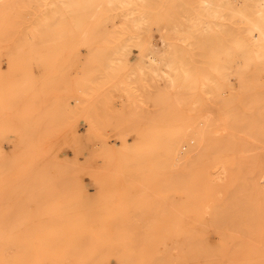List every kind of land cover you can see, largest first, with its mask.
<instances>
[{"label": "rangeland", "instance_id": "1", "mask_svg": "<svg viewBox=\"0 0 264 264\" xmlns=\"http://www.w3.org/2000/svg\"><path fill=\"white\" fill-rule=\"evenodd\" d=\"M211 1L0 0V264H264V56Z\"/></svg>", "mask_w": 264, "mask_h": 264}, {"label": "bare ground", "instance_id": "2", "mask_svg": "<svg viewBox=\"0 0 264 264\" xmlns=\"http://www.w3.org/2000/svg\"><path fill=\"white\" fill-rule=\"evenodd\" d=\"M122 4L125 5V3L128 2V0H119ZM222 1V0H221ZM252 2V5L254 7L252 13L254 12V15L253 17H248V18H245L249 20V22L251 23L247 28H246V33H247V37L242 40L241 37H239V40H238V45H239V48L241 46H246L247 48L245 49L247 51V49H249L248 51H250L251 53L254 54V57H262L264 56V0H242L241 2ZM206 2L208 3L207 7L209 8L206 12V14H208L206 16V18H203L201 19V23L204 24V27L205 30L207 29V31L209 29H212V25L215 23H213L211 20L213 19L214 17V14L215 12L211 9H213L212 7V2L211 0H206ZM247 2V3H248ZM214 3V2H213ZM52 4V3H51ZM56 4V3H55ZM215 5V4H214ZM244 5V3H243ZM69 6V5H68ZM217 6V5H216ZM219 6V5H218ZM244 7V6H243ZM129 8V7H128ZM239 8V6H238ZM240 10V11H239ZM238 11L240 12V14L243 13V10H242V7L240 9H238ZM243 15V14H242ZM133 16V15H131ZM241 16V15H240ZM156 18V17H155ZM212 18V19H211ZM243 19H244V16H243ZM156 20V19H155ZM214 20V19H213ZM244 20V21H245ZM134 21V24H136V28L138 27L139 29H144V26H145V17L143 15H140V16H137L133 19ZM132 21V22H133ZM155 22V21H154ZM158 22V21H157ZM242 22V21H241ZM215 25V24H214ZM218 26V25H217ZM152 28V27H151ZM149 30V29H148ZM147 31V30H145ZM134 32H136L134 30ZM140 32V31H139ZM137 32V33H139ZM149 33H150V30H149ZM140 34V33H139ZM148 34V33H147ZM137 37L143 35H136L133 34ZM152 35V34H151ZM169 34H166L165 36H162V39L163 41L168 44L170 46L171 44V40H170V37L168 36ZM149 36V35H148ZM132 38V36H130ZM146 37V36H145ZM150 37V36H149ZM130 38V39H131ZM134 38V37H133ZM132 38V40H133ZM144 38V37H143ZM147 38V41H148V37ZM135 41V40H134ZM143 42V41H142ZM165 44V45H166ZM167 46V49H164V50H158V49H154L152 47L149 46V43L146 42L145 43V46L146 47L145 49L147 50L148 52V55L150 56V58L152 59L153 63L157 64L159 62V57L162 55L163 57L165 55H168V51L170 52V50H168V47ZM243 50V48H241ZM144 50V49H143ZM244 50V51H245ZM243 51V52H244ZM125 53V52H124ZM127 53V51H126ZM246 53V52H245ZM249 54V53H248ZM126 56V55H125ZM262 59V58H261ZM248 63V62H247ZM173 65V64H172ZM166 66L167 67H172L171 66V63H166ZM174 68V66L172 67ZM142 69V68H141ZM149 69V68H148ZM154 70H156L155 67H153ZM162 71V70H161ZM170 71V70H169ZM163 72V71H162Z\"/></svg>", "mask_w": 264, "mask_h": 264}]
</instances>
